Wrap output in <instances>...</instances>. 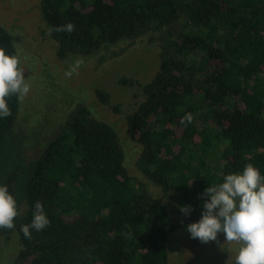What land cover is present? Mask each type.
Returning <instances> with one entry per match:
<instances>
[{"label":"trees","instance_id":"obj_1","mask_svg":"<svg viewBox=\"0 0 264 264\" xmlns=\"http://www.w3.org/2000/svg\"><path fill=\"white\" fill-rule=\"evenodd\" d=\"M41 10L62 60L159 35V70L142 85L127 128L141 147L136 168L167 201L131 174L117 128L80 100L29 158L23 97L13 95L11 115L0 119V184L19 215L0 236L19 237L14 264H168L180 205L201 212L204 189L246 164L264 174V0H41ZM68 22L71 33L56 30ZM0 46L18 54L21 67L14 34L1 22ZM95 93L111 104L109 92ZM187 114L192 120L182 124ZM37 201L50 224L29 239L20 228Z\"/></svg>","mask_w":264,"mask_h":264},{"label":"rangeland","instance_id":"obj_2","mask_svg":"<svg viewBox=\"0 0 264 264\" xmlns=\"http://www.w3.org/2000/svg\"><path fill=\"white\" fill-rule=\"evenodd\" d=\"M0 22L14 34L21 68L30 85L29 92L23 96L19 118V126L28 132L24 144L26 155L29 158L38 156L52 136L65 127L72 104L80 100L117 128L131 174L155 197L167 201L162 189L136 168L141 147L131 140L127 128V115L144 99L142 85L151 81L159 70L162 52L159 35L153 33L134 41L121 40L97 54H72L62 60L57 56V45L42 18L41 0H0ZM78 60L81 63L75 67ZM124 78L139 83L126 85L120 82ZM99 87L110 93V105L98 101L95 90ZM115 106L119 107L118 111ZM201 212L176 213L179 222L168 242V264L176 262V253L188 246L187 241H196V250L211 247L210 242L193 239L187 231V224L198 220ZM218 238L214 244L222 242ZM19 248L16 234L0 236V264H14Z\"/></svg>","mask_w":264,"mask_h":264},{"label":"clouds","instance_id":"obj_3","mask_svg":"<svg viewBox=\"0 0 264 264\" xmlns=\"http://www.w3.org/2000/svg\"><path fill=\"white\" fill-rule=\"evenodd\" d=\"M74 27L68 22L56 30L71 33ZM80 63L78 60L75 67ZM29 90L18 54L0 46V119L11 115L9 98L23 97ZM191 120V114H187L181 123ZM202 195L200 218L187 224L191 238L208 243L223 233L225 241L238 245L234 264H264V174L246 164L241 171L225 174L220 183L210 184ZM180 211L191 215L192 207L180 205ZM18 215L17 199L7 184H0V228L13 229ZM49 224L43 203L37 201L30 223L21 225L20 231L30 239L33 230L39 232Z\"/></svg>","mask_w":264,"mask_h":264},{"label":"flooded vegetation","instance_id":"obj_4","mask_svg":"<svg viewBox=\"0 0 264 264\" xmlns=\"http://www.w3.org/2000/svg\"><path fill=\"white\" fill-rule=\"evenodd\" d=\"M221 243L214 244L215 241H209L211 247L208 250L194 248L195 242H188L185 249L181 248L176 253V262L174 264H234L235 255L238 245L235 242L225 241L224 234L221 233L219 238Z\"/></svg>","mask_w":264,"mask_h":264}]
</instances>
